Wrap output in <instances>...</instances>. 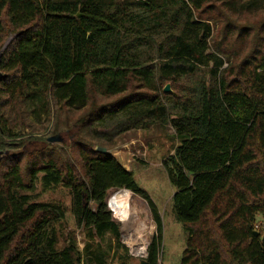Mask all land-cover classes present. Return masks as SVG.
Segmentation results:
<instances>
[{
    "label": "trees",
    "instance_id": "trees-1",
    "mask_svg": "<svg viewBox=\"0 0 264 264\" xmlns=\"http://www.w3.org/2000/svg\"><path fill=\"white\" fill-rule=\"evenodd\" d=\"M10 37L0 81V264L106 262L74 243L57 249L51 228L66 211L35 201L39 179L45 191L70 190L78 228L111 232L120 248L109 191L141 196L156 231L140 264H160L156 204L133 171L97 150L154 124L181 140L163 161L187 235L181 264H264V238L253 230L264 214V0H0V51ZM76 127L67 157L51 143L24 150L29 138Z\"/></svg>",
    "mask_w": 264,
    "mask_h": 264
},
{
    "label": "rangeland",
    "instance_id": "rangeland-1",
    "mask_svg": "<svg viewBox=\"0 0 264 264\" xmlns=\"http://www.w3.org/2000/svg\"><path fill=\"white\" fill-rule=\"evenodd\" d=\"M10 39L11 37L8 40ZM245 50L246 46L243 47L242 52ZM111 100H114V98H98L100 104L108 103ZM79 114L73 113L70 117L73 119ZM45 125L46 123L44 125L37 124L35 126L36 131L40 130V132H43ZM28 131L26 132L27 134H29ZM78 132L79 127L64 131L60 133L64 138V142L54 144L55 148L59 149L65 157L68 156L72 142L75 141V136ZM47 138H29L30 140H28L24 150L27 153H32L44 149L49 144ZM180 142V138L171 125L154 124L147 129H135L125 132L117 136L110 144L104 143L105 147L126 169L134 172L137 182L148 192L158 208L164 228L160 264H181L182 252L185 250L187 242V235L183 225L177 221L173 211L175 188L170 183L168 174L163 167V161L175 153V149ZM119 191H122V189L110 190L107 203L114 221L120 226L119 241L124 248H120L117 245V238L111 232H107L104 236H99L95 232L92 233L76 226L71 209L72 195L68 188L59 185L45 191L39 179L34 195L36 202L61 206L66 211V218L56 222L51 228V232L56 235V247L58 250H62L74 243L84 256H89L92 250L101 254L106 260L105 264H140V261L147 254L152 236L156 231V224L147 201L133 193L137 204L141 207L142 217L148 224V230L145 234L146 249H143L142 246H133L132 240L127 237V235H130L129 231L124 230L123 223L118 220L112 207V197Z\"/></svg>",
    "mask_w": 264,
    "mask_h": 264
},
{
    "label": "bare ground",
    "instance_id": "bare-ground-1",
    "mask_svg": "<svg viewBox=\"0 0 264 264\" xmlns=\"http://www.w3.org/2000/svg\"><path fill=\"white\" fill-rule=\"evenodd\" d=\"M112 207L118 220L123 223L124 230L129 231L130 235L127 237L132 240V245L146 249L145 234L148 224L142 217L141 207L137 204L133 192L122 190L115 193L112 197Z\"/></svg>",
    "mask_w": 264,
    "mask_h": 264
},
{
    "label": "water",
    "instance_id": "water-1",
    "mask_svg": "<svg viewBox=\"0 0 264 264\" xmlns=\"http://www.w3.org/2000/svg\"><path fill=\"white\" fill-rule=\"evenodd\" d=\"M11 39L8 40L5 43V45L3 46V48L0 51V81L3 80V79H5L7 77V74H4L3 71L1 70V63H2V58H3V55H4V51L7 48L8 44L10 43ZM164 91L166 93L171 92L172 91L171 84H167L166 87H165V89H164ZM57 142H60V143H63L64 142V138H63V136L61 134L54 135V136H52V137H50L48 139V143L56 144ZM97 150L100 151V152H102V153H104V154L111 153L107 148L99 147V148H97ZM254 235L258 237L260 234H259V232H254ZM145 257H147V254H146Z\"/></svg>",
    "mask_w": 264,
    "mask_h": 264
},
{
    "label": "built area",
    "instance_id": "built-area-1",
    "mask_svg": "<svg viewBox=\"0 0 264 264\" xmlns=\"http://www.w3.org/2000/svg\"><path fill=\"white\" fill-rule=\"evenodd\" d=\"M253 230L254 232H259L264 238V214L257 215L253 224Z\"/></svg>",
    "mask_w": 264,
    "mask_h": 264
}]
</instances>
